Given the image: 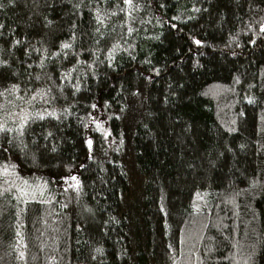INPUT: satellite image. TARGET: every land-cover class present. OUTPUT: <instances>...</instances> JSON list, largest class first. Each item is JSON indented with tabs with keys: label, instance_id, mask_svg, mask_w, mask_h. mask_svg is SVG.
Returning a JSON list of instances; mask_svg holds the SVG:
<instances>
[{
	"label": "trees",
	"instance_id": "trees-1",
	"mask_svg": "<svg viewBox=\"0 0 264 264\" xmlns=\"http://www.w3.org/2000/svg\"><path fill=\"white\" fill-rule=\"evenodd\" d=\"M0 264H264V0H0Z\"/></svg>",
	"mask_w": 264,
	"mask_h": 264
},
{
	"label": "rangeland",
	"instance_id": "rangeland-1",
	"mask_svg": "<svg viewBox=\"0 0 264 264\" xmlns=\"http://www.w3.org/2000/svg\"><path fill=\"white\" fill-rule=\"evenodd\" d=\"M18 116H16V119H17ZM12 120H15L14 117H12Z\"/></svg>",
	"mask_w": 264,
	"mask_h": 264
}]
</instances>
